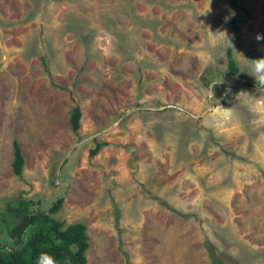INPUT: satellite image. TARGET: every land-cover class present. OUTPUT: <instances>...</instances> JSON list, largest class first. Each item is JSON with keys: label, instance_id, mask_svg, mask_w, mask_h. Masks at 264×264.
<instances>
[{"label": "rangeland", "instance_id": "rangeland-1", "mask_svg": "<svg viewBox=\"0 0 264 264\" xmlns=\"http://www.w3.org/2000/svg\"><path fill=\"white\" fill-rule=\"evenodd\" d=\"M254 52L264 0H0V238L63 197L87 264H264Z\"/></svg>", "mask_w": 264, "mask_h": 264}, {"label": "trees", "instance_id": "trees-1", "mask_svg": "<svg viewBox=\"0 0 264 264\" xmlns=\"http://www.w3.org/2000/svg\"><path fill=\"white\" fill-rule=\"evenodd\" d=\"M235 4V0H232ZM235 34L238 29H234ZM229 61L233 64L231 52L228 51ZM252 55L264 57V52H254ZM251 55V56H252ZM236 77L238 69L231 70ZM246 85L251 86L249 82ZM82 113L79 108L72 112L71 123L73 131L81 128ZM103 145L98 143L90 151V157H95ZM24 157L18 143L14 144L13 169L16 176H22ZM64 198L59 197L50 209V212H34L28 209L29 201L20 199L7 203V211L20 217V221L8 229L12 244L0 238V264H35L37 255L42 251L51 253L59 264H87L86 253L90 248V239L87 226L84 223H74L65 226L64 222L54 219L51 214L58 213L63 206ZM214 263L221 264L214 256Z\"/></svg>", "mask_w": 264, "mask_h": 264}, {"label": "clouds", "instance_id": "clouds-1", "mask_svg": "<svg viewBox=\"0 0 264 264\" xmlns=\"http://www.w3.org/2000/svg\"><path fill=\"white\" fill-rule=\"evenodd\" d=\"M232 15H235V13L233 12ZM228 19L229 17H225V21H227ZM256 39L260 40L261 37L258 35ZM249 62L251 64L252 69L251 73L249 74L255 77L257 83L264 85V57ZM208 95L209 99H211L213 95L211 88L209 90ZM35 264H59V261L51 253L47 251H42L37 255Z\"/></svg>", "mask_w": 264, "mask_h": 264}]
</instances>
